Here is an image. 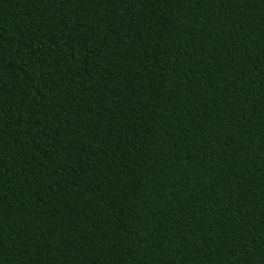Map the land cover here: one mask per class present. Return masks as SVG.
<instances>
[{
	"label": "trees",
	"instance_id": "trees-1",
	"mask_svg": "<svg viewBox=\"0 0 264 264\" xmlns=\"http://www.w3.org/2000/svg\"><path fill=\"white\" fill-rule=\"evenodd\" d=\"M0 264H264V0H0Z\"/></svg>",
	"mask_w": 264,
	"mask_h": 264
}]
</instances>
